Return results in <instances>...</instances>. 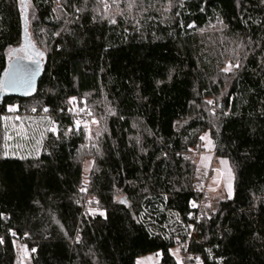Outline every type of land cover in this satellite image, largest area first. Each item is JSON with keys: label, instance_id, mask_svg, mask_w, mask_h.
<instances>
[{"label": "trees", "instance_id": "1", "mask_svg": "<svg viewBox=\"0 0 264 264\" xmlns=\"http://www.w3.org/2000/svg\"><path fill=\"white\" fill-rule=\"evenodd\" d=\"M23 4L0 0V84L11 53L42 71L0 87V264H264V0ZM204 134L231 169L214 206Z\"/></svg>", "mask_w": 264, "mask_h": 264}, {"label": "rangeland", "instance_id": "2", "mask_svg": "<svg viewBox=\"0 0 264 264\" xmlns=\"http://www.w3.org/2000/svg\"><path fill=\"white\" fill-rule=\"evenodd\" d=\"M21 2H22V0H21ZM24 2H25V4H23V8H24V5H26V0H23V3ZM24 57H25V53L23 51H20L18 53H14V54L13 53L10 54V59L11 60L15 59V58H24ZM11 60H10V62H11ZM204 135H202V136H204ZM208 138H209V136H208ZM209 140L211 141L210 138H209ZM201 146H202L201 147L202 150H200V154L195 158L196 170L199 171V172L202 171L205 174H208L210 172L212 174V171H210V170H215V171L220 170V172H221L222 184H221L220 188H219V185L217 183L213 182L212 177H210V179H209V180H212L211 181V185L207 184V187H206L207 190L215 189V191L213 193H211L212 194L211 195V199L209 200L210 206H214L220 200H223L225 197L229 198L227 185H229V184L231 185V192H233L232 177H231V173H229L230 167H229L228 162H227L226 165H222L220 163V161L221 160H226V159H220V158H216L214 166L213 165L210 166L211 161H212L211 160L212 156H211L210 152H212L213 143L208 144L207 141H202V145ZM205 156L209 157L210 159L202 161L201 157H205ZM89 167H90V162L86 161L84 163V175L87 174V172L89 170ZM207 169H209V170H207ZM214 176H217L218 179L220 177V175H214ZM202 177H203V179H205L204 176H202ZM208 177H209V175H207V178ZM28 256H29V253L27 252L25 247H19L18 248V264H23L28 259ZM158 260H159V256L158 255L149 254V255L140 256L136 260L135 264H138V262H140V264H157Z\"/></svg>", "mask_w": 264, "mask_h": 264}, {"label": "water", "instance_id": "3", "mask_svg": "<svg viewBox=\"0 0 264 264\" xmlns=\"http://www.w3.org/2000/svg\"><path fill=\"white\" fill-rule=\"evenodd\" d=\"M36 68V63L14 60L5 73L2 82L3 90L14 98H25L30 95L36 90L41 76V67L39 66V71H36Z\"/></svg>", "mask_w": 264, "mask_h": 264}, {"label": "snow or ice", "instance_id": "4", "mask_svg": "<svg viewBox=\"0 0 264 264\" xmlns=\"http://www.w3.org/2000/svg\"><path fill=\"white\" fill-rule=\"evenodd\" d=\"M113 2L115 3L116 2V0H113ZM22 3H23V0H22ZM57 4H58V7H59V0H57ZM106 6V8H107V4L105 5ZM25 7H26V5H25ZM78 11H79V9H77ZM54 11H55V9H54ZM113 23L115 22V21H112ZM189 27H192V25H189ZM39 55L42 57L43 56V53H39ZM36 64H37V68H36V71H39V64H38V62H36ZM240 65H239V63H237V64H235V65H232V64H228L227 66H225L223 69H222V71L223 72H225V73H228V72H231L232 70H233V68L234 67H239ZM35 73H33V75H34ZM31 82L29 81V84H30ZM0 87H3V84H0ZM73 100H74V98H73ZM69 103H73V101H69ZM206 103L207 104H212L213 103V101H211V100H209V101H206ZM17 109L15 108V107H10L9 108V111H11V112H15ZM84 109H81V111H83ZM33 111H35V109L33 108ZM44 111L45 112H47L48 111V109L47 108H45L44 109ZM17 119H20L19 117H17ZM93 123H97V121H95V120H93L92 121ZM80 121L79 120H77L76 121V125L77 126H79L80 125ZM85 127H87V124H85ZM50 131H55V128H50L49 129ZM21 132H22V130L21 131H18L17 132V135H21ZM5 140H10L11 139V136H8V135H6L5 137ZM24 138H26V134L24 135ZM200 139L202 140V141H207V143L208 144H211L212 142L209 140V138H208V135L207 134H205L204 136H201L200 137ZM7 154V153H6ZM187 158V157H186ZM208 159H210L209 157H201V160L203 161V160H208ZM220 163L222 164V165H226L227 164V161L226 160H221L220 161ZM229 173H231V169H229ZM213 182L215 183L216 182V178L214 177L213 178ZM203 187V185H199L198 186V190H199V188H202ZM227 189H228V196H229V198L231 197V194H232V192H231V185L229 184V185H227ZM85 189H81V191H84ZM210 190H212V191H215V189H210ZM122 203L124 202V201H121ZM191 206L192 207H196L197 205H196V203L195 202H193L192 204H191ZM93 214H95V210H93ZM100 215H104V213L103 212H100L99 213ZM13 235H15V233H13ZM79 241V238H77V242ZM3 241L2 240H0V243H2ZM31 251H33V252H35L36 250L35 249H32ZM175 254V253H174ZM138 264H140V262H138ZM177 264H179V258H178V260H177Z\"/></svg>", "mask_w": 264, "mask_h": 264}, {"label": "bare ground", "instance_id": "5", "mask_svg": "<svg viewBox=\"0 0 264 264\" xmlns=\"http://www.w3.org/2000/svg\"><path fill=\"white\" fill-rule=\"evenodd\" d=\"M14 60H22V61H27V62H33V63H36V62H34V61H28V60H24V59H22V58H15V59H12L11 60V62H9V64H11ZM9 66V65H8ZM41 67V66H40ZM42 69V68H41ZM7 71V70H6ZM4 76H5V74H4ZM4 79V78H3ZM2 89H3V87H2ZM4 91V93L6 94V95H8L7 94V92H5V90H3ZM9 96V95H8ZM11 97V96H10ZM88 119H89V115H87V114H84V116H83V118H82V121H84V122H87L88 121ZM77 120H79L80 121V119H75V120H73L71 123H70V125H69V127L71 128V131H73V130H77L78 128H79V126H77L76 125V121ZM211 160H213V158H211ZM213 164V161H211V164H210V166ZM209 166V167H210ZM207 170H209V169H207ZM204 181H206V179H203ZM207 183H208V181H207ZM202 184V183H201ZM200 184V185H201ZM202 189H203V187H202ZM206 200H207V195H204L201 199H200V202H199V206H201L202 204H204V203H206Z\"/></svg>", "mask_w": 264, "mask_h": 264}, {"label": "built area", "instance_id": "6", "mask_svg": "<svg viewBox=\"0 0 264 264\" xmlns=\"http://www.w3.org/2000/svg\"><path fill=\"white\" fill-rule=\"evenodd\" d=\"M210 171H212V174H211V172L208 173V174H205L204 172H201V174L204 176L205 179H207V181L210 179V177H212V179L215 177L216 178V182L215 183H217L218 185H220V183H221V172L219 170L218 171L220 173L218 171H215V170H210ZM207 175H209L208 178H207ZM214 175H220L219 179L217 178V176H214ZM202 190L205 193H207V192L210 191V190H207L206 189V186H204Z\"/></svg>", "mask_w": 264, "mask_h": 264}]
</instances>
